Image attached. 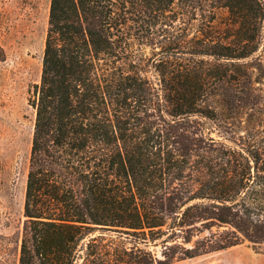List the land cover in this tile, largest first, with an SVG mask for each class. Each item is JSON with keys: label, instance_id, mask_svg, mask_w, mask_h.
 Wrapping results in <instances>:
<instances>
[{"label": "trees", "instance_id": "1", "mask_svg": "<svg viewBox=\"0 0 264 264\" xmlns=\"http://www.w3.org/2000/svg\"><path fill=\"white\" fill-rule=\"evenodd\" d=\"M263 29L264 0H51L18 264H165L141 245L203 221L262 248L264 148L195 117L227 124L209 101Z\"/></svg>", "mask_w": 264, "mask_h": 264}, {"label": "rangeland", "instance_id": "2", "mask_svg": "<svg viewBox=\"0 0 264 264\" xmlns=\"http://www.w3.org/2000/svg\"><path fill=\"white\" fill-rule=\"evenodd\" d=\"M51 0H0V264H18L22 241L26 184L36 111L30 105L41 83ZM262 46L251 58L229 64L231 77L209 103L227 117V124L195 117L206 133L219 139V124L231 146L264 148V29ZM146 62L152 49L139 46ZM150 78L155 79L151 68ZM175 239L141 247L165 264H264V246L255 248L231 225L198 222ZM188 237L190 241H186ZM200 255L189 257L191 250ZM168 258H171L169 261Z\"/></svg>", "mask_w": 264, "mask_h": 264}]
</instances>
